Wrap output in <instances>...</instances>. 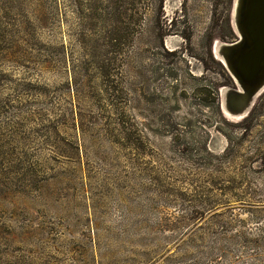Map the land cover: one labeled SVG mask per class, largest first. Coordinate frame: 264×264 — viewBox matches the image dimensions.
<instances>
[{
    "label": "rangeland",
    "instance_id": "374dc122",
    "mask_svg": "<svg viewBox=\"0 0 264 264\" xmlns=\"http://www.w3.org/2000/svg\"><path fill=\"white\" fill-rule=\"evenodd\" d=\"M106 1L0 0V264H264L233 0Z\"/></svg>",
    "mask_w": 264,
    "mask_h": 264
},
{
    "label": "water",
    "instance_id": "95a60500",
    "mask_svg": "<svg viewBox=\"0 0 264 264\" xmlns=\"http://www.w3.org/2000/svg\"><path fill=\"white\" fill-rule=\"evenodd\" d=\"M231 24L237 40L215 44L213 54L234 83L220 91L222 110L242 118L264 90V0H233Z\"/></svg>",
    "mask_w": 264,
    "mask_h": 264
},
{
    "label": "trees",
    "instance_id": "16d2710c",
    "mask_svg": "<svg viewBox=\"0 0 264 264\" xmlns=\"http://www.w3.org/2000/svg\"><path fill=\"white\" fill-rule=\"evenodd\" d=\"M107 3L111 4V7H114V12L115 13H120L119 12V8H120V3L122 2V0H107ZM110 6H108L109 8Z\"/></svg>",
    "mask_w": 264,
    "mask_h": 264
},
{
    "label": "bare ground",
    "instance_id": "6f19581e",
    "mask_svg": "<svg viewBox=\"0 0 264 264\" xmlns=\"http://www.w3.org/2000/svg\"><path fill=\"white\" fill-rule=\"evenodd\" d=\"M257 98H258V97H257ZM257 98H256V99H257ZM254 102H255V101H254ZM227 116H228V115H227ZM228 117H229V116H228Z\"/></svg>",
    "mask_w": 264,
    "mask_h": 264
}]
</instances>
